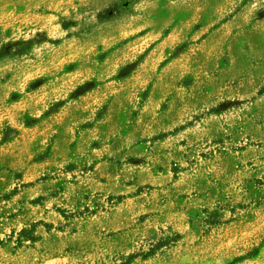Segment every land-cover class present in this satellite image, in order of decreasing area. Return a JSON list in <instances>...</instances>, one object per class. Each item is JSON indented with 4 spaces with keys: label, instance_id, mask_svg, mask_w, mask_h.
<instances>
[{
    "label": "rangeland",
    "instance_id": "374dc122",
    "mask_svg": "<svg viewBox=\"0 0 264 264\" xmlns=\"http://www.w3.org/2000/svg\"><path fill=\"white\" fill-rule=\"evenodd\" d=\"M0 264H264V0H0Z\"/></svg>",
    "mask_w": 264,
    "mask_h": 264
}]
</instances>
